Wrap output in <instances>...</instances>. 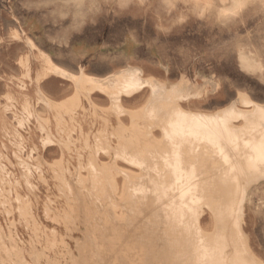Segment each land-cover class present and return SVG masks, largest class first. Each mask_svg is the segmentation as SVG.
Returning <instances> with one entry per match:
<instances>
[{"label":"rangeland","instance_id":"rangeland-1","mask_svg":"<svg viewBox=\"0 0 264 264\" xmlns=\"http://www.w3.org/2000/svg\"><path fill=\"white\" fill-rule=\"evenodd\" d=\"M233 1L0 0V264H86L80 258L82 251L94 263L102 247L103 220L121 219L128 205L121 195L122 175L116 176L117 184H97L94 174L97 169L103 171L101 162L114 159L119 141L113 131L128 141L134 137L131 116L106 110L110 102L99 92L91 95L93 103L83 94L72 107L45 103L48 94L41 83L50 75L61 78L56 73L61 69L55 65L62 66L56 62L73 73L82 69L102 76L113 63L127 64L123 49L131 50L130 41L144 40L149 52H157H150L143 62L156 78L179 83L183 76L185 84L190 82L187 97L194 90L201 93L200 98L180 101L183 107L214 111L238 92L263 103L264 0H235L240 3L236 7ZM31 34L38 45L53 50L56 62L36 46L28 37ZM80 37L100 41L101 46L105 45L101 39L114 38L117 47L111 55L104 49L95 53L91 49V55L83 56L77 53H84L82 44L73 42ZM40 52L48 57L49 65L37 75L45 67ZM96 56L104 70L91 68ZM240 56L250 65L244 66ZM143 63L135 61L139 66ZM233 77L244 87L225 92L224 82L232 83ZM64 80L57 81L59 92L49 98L60 101L74 94V83ZM148 96L145 88L132 98H123L122 104L141 113ZM159 133L155 128L154 134ZM46 136L55 144L45 147L42 138ZM96 143L110 149L93 154L94 161L89 152ZM135 171L142 175L133 182L135 187L142 186L136 195L149 193L147 177L155 172ZM201 210V224L212 230L209 211L205 206ZM240 227L248 247L264 264V177L247 186ZM103 262L114 264L107 257Z\"/></svg>","mask_w":264,"mask_h":264},{"label":"bare ground","instance_id":"bare-ground-1","mask_svg":"<svg viewBox=\"0 0 264 264\" xmlns=\"http://www.w3.org/2000/svg\"><path fill=\"white\" fill-rule=\"evenodd\" d=\"M233 3L240 6L238 1ZM40 59L45 67L37 75L49 65L42 52ZM240 60L244 66L250 65L247 58L240 56ZM55 67L61 69L56 70L61 78L74 83L75 92L60 101L48 94L45 103L72 107L78 105L81 94L93 103L91 95L99 92L110 102L106 110L131 116L134 137L128 141L113 131L119 141L113 149L114 159L101 162L103 171L97 169L94 174L97 184L116 183V176L122 175L121 195L128 205L121 219L102 217V247L96 251L94 263L82 251L80 258L86 264H104L105 257L114 264H260L247 245L240 220L247 186L264 177V102L238 92L235 99L217 110H194L183 107L180 101L200 98L201 93L194 90L187 97L190 82L185 84L183 76L177 83L145 75L132 65L102 76ZM210 86L213 90L216 85L210 82ZM145 88L149 96L141 113L123 106V98H132ZM118 124L123 129L121 121ZM155 128L159 136L154 134ZM42 139L45 147L55 144L51 136ZM97 143L90 146V160L97 161L93 154L110 149ZM116 160L128 166H119ZM137 169L155 172L147 177L151 191L141 196L136 194L142 186L133 185L142 176ZM202 206L209 211L212 230L201 224Z\"/></svg>","mask_w":264,"mask_h":264},{"label":"crops","instance_id":"crops-1","mask_svg":"<svg viewBox=\"0 0 264 264\" xmlns=\"http://www.w3.org/2000/svg\"><path fill=\"white\" fill-rule=\"evenodd\" d=\"M132 34V33H131ZM32 35V34H31ZM131 36V35H130ZM29 38H31V40L36 44V46H38L41 50L47 52L51 58L54 56H52V52L53 50L51 49H46L44 48L43 46H40L38 45L37 43V40L35 38V35H32V36H28ZM142 39H144L142 37ZM130 40H133L132 38ZM102 43L101 44H105V45H98L100 43L97 42V43H93V42H89V40L86 38V37H80L78 39H75L73 40L74 43L80 45L79 47H82L84 51L83 52H77L78 54L80 55H91L93 51L90 52V50L92 49H95L94 53L97 51V52H101L103 49L105 50V52H107V55H111L112 52H113V49L117 47V44L114 40V38H110V37H106V39L102 40ZM132 42L131 45H132V48L130 51H128V49L124 48L123 49V55H125V57L128 59V62L125 66L127 65H132V66H138L140 67L145 74L149 75V76H153V77H156V74H154L153 72H150V70L144 65V60L146 58H148L150 52L151 53H157L155 50H150L149 52V49H148V45L146 44L147 41H144V40H133V41H130ZM52 58V59H53ZM98 58L99 56H96L95 57V61L96 63L91 67V68H94V69H98V71L100 70H104V67L102 64H98ZM54 60V59H53ZM138 61V60H141L143 64H141V66L135 64V61ZM55 61V60H54ZM56 62V61H55ZM57 64L61 65L62 67L66 68L67 70H69V68L60 63V62H56ZM124 66V67H125ZM106 68V67H105ZM120 68H123V66H117L115 63L111 64L110 65V70H108L107 72H104V74L102 75H106L107 73H110L112 71H115L117 69H120ZM163 69H164V66H163ZM166 70H167V67H166ZM71 71V70H69ZM165 72V71H164ZM167 72V71H166ZM58 80H64V79H61L59 77H56L54 75H50L47 79H45L41 84H42V88L43 90L49 94L50 96L52 97H55L54 95L59 92V88H58V85H57V81ZM65 81V80H64Z\"/></svg>","mask_w":264,"mask_h":264},{"label":"snow or ice","instance_id":"snow-or-ice-1","mask_svg":"<svg viewBox=\"0 0 264 264\" xmlns=\"http://www.w3.org/2000/svg\"><path fill=\"white\" fill-rule=\"evenodd\" d=\"M122 6H124V5L122 4ZM233 87L242 88V87H244V84H243V82L241 80H238L236 77H233V82L232 83H230L228 81L224 82V91L225 92H229L230 89H232Z\"/></svg>","mask_w":264,"mask_h":264}]
</instances>
